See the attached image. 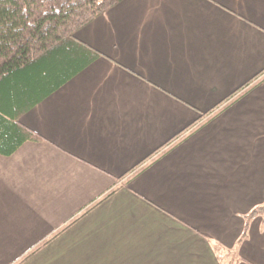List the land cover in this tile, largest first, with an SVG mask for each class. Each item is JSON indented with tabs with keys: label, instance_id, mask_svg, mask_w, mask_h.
Segmentation results:
<instances>
[{
	"label": "crops",
	"instance_id": "crops-1",
	"mask_svg": "<svg viewBox=\"0 0 264 264\" xmlns=\"http://www.w3.org/2000/svg\"><path fill=\"white\" fill-rule=\"evenodd\" d=\"M65 47L11 91L0 264H264V0H123Z\"/></svg>",
	"mask_w": 264,
	"mask_h": 264
},
{
	"label": "trees",
	"instance_id": "trees-1",
	"mask_svg": "<svg viewBox=\"0 0 264 264\" xmlns=\"http://www.w3.org/2000/svg\"><path fill=\"white\" fill-rule=\"evenodd\" d=\"M122 1L0 0V152L12 155L36 139L9 111L20 76L51 67V54L61 55L80 29ZM251 215H264V204Z\"/></svg>",
	"mask_w": 264,
	"mask_h": 264
}]
</instances>
